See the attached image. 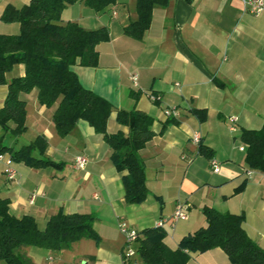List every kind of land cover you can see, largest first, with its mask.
Here are the masks:
<instances>
[{
    "label": "crops",
    "instance_id": "obj_1",
    "mask_svg": "<svg viewBox=\"0 0 264 264\" xmlns=\"http://www.w3.org/2000/svg\"><path fill=\"white\" fill-rule=\"evenodd\" d=\"M30 1L0 0V34H19L18 23H4L1 17L7 6L21 8ZM136 3L118 0L107 12H97L79 2L64 10L62 20L110 32V41L98 47L97 67L73 68L84 88L114 106L108 135L129 134L117 121L120 110L154 119L155 136L139 152L149 191L144 203H126L125 173L117 171L112 148L88 123L79 122L66 137L58 135L53 119L57 104L41 105L37 89L21 95L27 130L14 137L0 128V138L10 137L8 147L14 150L44 138V156L62 164L35 169L14 162L16 178L10 180L0 161V198L9 199L14 216H32L41 229L59 213L94 218L98 240L82 239L57 252L28 248L35 264H123L120 225L139 233L157 227L173 218L180 203L186 205L188 218L165 227L170 248L177 249L184 237L207 227L203 209L209 206L220 213L244 214L247 234L264 249V173L248 167L241 140L243 130L264 127V12L246 13L242 0H169L166 6H155L150 28L137 40L124 34L137 20ZM24 75L25 66L17 65L7 81ZM8 91V85H0V109ZM168 108L178 109L181 118L167 119L163 111ZM194 109L205 110L206 120ZM194 133L201 135V145L212 157L192 143ZM35 155L40 157L39 151ZM79 156L87 159L84 170L75 166ZM211 159L221 165L219 174L212 171ZM189 264L233 263L215 248L193 255Z\"/></svg>",
    "mask_w": 264,
    "mask_h": 264
},
{
    "label": "trees",
    "instance_id": "obj_2",
    "mask_svg": "<svg viewBox=\"0 0 264 264\" xmlns=\"http://www.w3.org/2000/svg\"><path fill=\"white\" fill-rule=\"evenodd\" d=\"M118 0H31L17 8L6 7L1 20L18 23L17 35L0 34V85H8L5 105L0 109V128L18 137L26 130V102L22 94L39 91V103L57 104L54 124L59 136H68L79 122L88 123L104 137L113 150L112 162L119 173H125V201L142 204L148 197L146 170L139 152L154 138V119L140 111L120 110L117 121L129 128V134L108 135V121L114 106L104 97L84 88L74 72L75 66L95 68L99 63L98 47L110 41L107 28L86 30L74 22H63L66 8L79 2L97 11L107 12ZM169 0H137V20L124 28L128 37L141 40L152 23L155 6H166ZM17 65L25 66V75L7 81V74ZM201 121L205 110L194 109ZM14 125V127H12ZM249 168L264 173V127L243 130ZM0 154L10 153L15 163L24 162L35 169L62 164L45 157L47 142L37 138L32 144L14 150L2 144ZM200 153H212L200 145ZM39 151L40 157L36 156ZM239 190V189H238ZM203 213L207 227L184 237L177 249L166 242V230L153 227L140 232L134 257L123 255V264H189L193 255L221 248L233 264H264V249L245 230V215L220 213L206 206ZM82 239L98 240L94 218L83 214L59 213L41 229L32 216L18 218L10 211L9 199L0 198V264H35L27 249L68 250Z\"/></svg>",
    "mask_w": 264,
    "mask_h": 264
},
{
    "label": "built area",
    "instance_id": "obj_3",
    "mask_svg": "<svg viewBox=\"0 0 264 264\" xmlns=\"http://www.w3.org/2000/svg\"><path fill=\"white\" fill-rule=\"evenodd\" d=\"M244 11L247 13H251L253 15H260L264 12V0H242ZM131 80L135 87L138 86V75L134 74L131 77ZM164 116L167 119H180L181 113L176 108H168L163 111ZM232 122L236 123L237 119L233 118ZM235 131V128L232 129ZM202 137L199 133H194L192 136V143L199 147L201 145ZM244 151V148H241ZM0 161L5 163V174L10 180H14L16 178V171L14 169V160L11 156L0 154ZM87 164V159L83 156H79L76 159L75 166L80 169L84 170ZM210 165L212 171L216 174L221 172V165L215 159L210 160ZM188 216L186 213V205L185 204H178L174 216L170 220H162L158 223L157 227L164 228L168 225H174L178 221L187 220ZM120 232L125 237L127 244L135 243L138 238L140 237L139 232L131 229L126 224L120 225ZM128 259L134 257L135 251L130 250L127 254H124Z\"/></svg>",
    "mask_w": 264,
    "mask_h": 264
},
{
    "label": "rangeland",
    "instance_id": "obj_4",
    "mask_svg": "<svg viewBox=\"0 0 264 264\" xmlns=\"http://www.w3.org/2000/svg\"><path fill=\"white\" fill-rule=\"evenodd\" d=\"M237 137H238V144H240L241 141L239 139V134H237ZM10 142H11V138L10 137H7V139L4 140L2 142V144L4 146H10ZM121 240H122V242L124 241V251H123V254L122 255L127 254L130 250H133L135 252L137 251V247H138L137 243H132V244H129L128 245L127 242H126V239H125V237L123 235H121ZM54 252H57V251H54Z\"/></svg>",
    "mask_w": 264,
    "mask_h": 264
}]
</instances>
